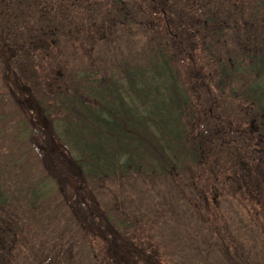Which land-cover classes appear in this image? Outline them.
I'll return each instance as SVG.
<instances>
[{"label":"trees","instance_id":"trees-1","mask_svg":"<svg viewBox=\"0 0 264 264\" xmlns=\"http://www.w3.org/2000/svg\"><path fill=\"white\" fill-rule=\"evenodd\" d=\"M130 30L146 42L141 63L120 58L119 75L97 65L66 78L65 50L88 59L97 43ZM17 58L40 68L55 108L30 95ZM0 83L93 264H162L100 207L89 181L109 176L173 180L194 169L197 219L227 197L264 234V0H0ZM4 183L0 264H58L51 244L27 240L26 209L48 188L21 195ZM234 240L221 244L227 264L242 256ZM261 255L243 264H264Z\"/></svg>","mask_w":264,"mask_h":264},{"label":"rangeland","instance_id":"rangeland-1","mask_svg":"<svg viewBox=\"0 0 264 264\" xmlns=\"http://www.w3.org/2000/svg\"><path fill=\"white\" fill-rule=\"evenodd\" d=\"M141 36L134 30L119 32L112 45L107 41L97 43L88 59L83 54L65 50L66 78L72 80L79 73L91 74L97 65L119 75L120 58L141 63L144 60L142 51L147 47ZM111 49L115 51V56L110 52ZM16 64L18 75L28 84L30 95L48 107L55 108L50 104V89L44 84V74L40 68L35 70L36 66H29L20 58H17ZM242 82L243 79L241 85ZM234 89L238 91L236 87ZM14 108L0 83V180L21 195L33 188H48L44 196L38 198L35 210L31 212L26 209L27 223L34 222L29 224L33 230L27 235V240L33 242V235L36 234L38 239L34 243L43 245L39 248L51 244L52 255L58 264H93L89 243L82 238L58 188L43 171L37 155L22 138L19 116ZM194 171L187 170L180 179L173 180L160 174L109 176L89 181V185L111 223L119 231L128 234L143 251L156 250L160 253L162 264H227V249L221 244H228V238H235L239 242L234 244L240 253L242 251L241 258L239 256L236 260L237 264H243L242 260L247 257L262 256L264 234L252 228L253 221L251 226L229 198H217L216 212L206 208L209 219L206 213L203 214L204 221L196 218V210L199 211L202 203L196 200V192L188 184L190 179L197 183ZM22 191L25 193L22 194ZM258 241L263 245L256 247ZM229 253L234 256L233 251L229 250Z\"/></svg>","mask_w":264,"mask_h":264}]
</instances>
